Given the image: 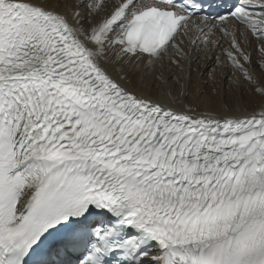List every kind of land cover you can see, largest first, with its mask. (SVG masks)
<instances>
[{"label":"snow or ice","instance_id":"1","mask_svg":"<svg viewBox=\"0 0 264 264\" xmlns=\"http://www.w3.org/2000/svg\"><path fill=\"white\" fill-rule=\"evenodd\" d=\"M0 264H264V0H0Z\"/></svg>","mask_w":264,"mask_h":264},{"label":"bare ground","instance_id":"2","mask_svg":"<svg viewBox=\"0 0 264 264\" xmlns=\"http://www.w3.org/2000/svg\"><path fill=\"white\" fill-rule=\"evenodd\" d=\"M213 69H216L215 73H213ZM177 74L180 75L183 80L182 82H188L190 84V88L188 89L190 92L195 94L199 88H204L211 97L214 98V107L220 111L221 113L226 114V108L231 106L236 108L240 105V101L236 99H227V94H231L228 89L223 85L222 77H220V69L217 67L216 62L213 60L201 59L196 63H191L186 61L184 63L183 71L177 70ZM216 75L218 80H220V84L223 85V92L219 91L220 97L219 99H215L212 92H215L212 88L213 80L212 76ZM167 89L163 87H159L156 89V94L159 95L161 92H166ZM226 100V101H225ZM227 104V106H226Z\"/></svg>","mask_w":264,"mask_h":264},{"label":"rangeland","instance_id":"3","mask_svg":"<svg viewBox=\"0 0 264 264\" xmlns=\"http://www.w3.org/2000/svg\"><path fill=\"white\" fill-rule=\"evenodd\" d=\"M220 81V80H219ZM223 90H225V88H223V85L222 84H220L219 83V88H218V91H220V92H223ZM212 94H213V96L214 97H216V92H212ZM226 96V100L227 99H234V96L232 95V94H227V95H225ZM219 97H220V94H219ZM221 98V97H220ZM225 100V101H226ZM226 106H227V104H226Z\"/></svg>","mask_w":264,"mask_h":264}]
</instances>
